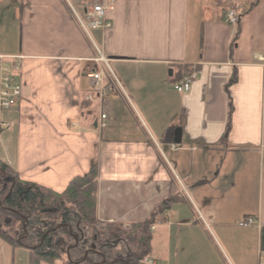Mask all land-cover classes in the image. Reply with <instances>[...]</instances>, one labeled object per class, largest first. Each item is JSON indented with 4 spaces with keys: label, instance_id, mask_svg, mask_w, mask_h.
<instances>
[{
    "label": "crops",
    "instance_id": "0c3cea01",
    "mask_svg": "<svg viewBox=\"0 0 264 264\" xmlns=\"http://www.w3.org/2000/svg\"><path fill=\"white\" fill-rule=\"evenodd\" d=\"M113 1L112 27L89 31L90 40L70 9L81 16L82 0H0V56L20 58L11 76L21 84L1 117L9 128L0 160L55 193L95 164L96 218L125 230L173 197L151 231L154 264H259L264 0H235L236 31L219 0ZM99 56L105 63L92 61ZM188 68L196 77L178 94L173 84ZM92 71L114 83L106 98L90 91ZM246 218L254 225L239 227ZM19 250L0 239V264H15Z\"/></svg>",
    "mask_w": 264,
    "mask_h": 264
},
{
    "label": "trees",
    "instance_id": "16d2710c",
    "mask_svg": "<svg viewBox=\"0 0 264 264\" xmlns=\"http://www.w3.org/2000/svg\"><path fill=\"white\" fill-rule=\"evenodd\" d=\"M235 80L233 73L228 87ZM231 110L230 105L228 116ZM97 173L92 164L85 175L55 193L20 180L0 160V239L25 248L28 264H142L151 250L150 227L175 199L162 201L147 220L129 230L103 225L96 218ZM260 240L263 246L264 228Z\"/></svg>",
    "mask_w": 264,
    "mask_h": 264
},
{
    "label": "built area",
    "instance_id": "2783aa9c",
    "mask_svg": "<svg viewBox=\"0 0 264 264\" xmlns=\"http://www.w3.org/2000/svg\"><path fill=\"white\" fill-rule=\"evenodd\" d=\"M222 4H227L224 16L227 22L235 26L238 22V6L236 4H228L227 0H221ZM84 13L79 16L73 10L72 13L77 21L78 26L84 33L89 30L107 31L111 28V23L107 18V12L112 10L113 0H82ZM2 58H0V114L4 111L12 109L20 97V86L13 84L10 79L9 68L3 66ZM97 61L105 62L102 57ZM18 68V63H15L13 69ZM87 77L91 80V89L96 92L99 97L107 96L111 87H106L104 78L101 73H90ZM195 78V73L188 71L179 81L174 85V90L177 93L183 94L190 90L192 80ZM88 100L90 98L88 97ZM105 119V116H101ZM102 127L104 124H101ZM7 128V124L0 120V135L2 131ZM251 220L244 222L241 226L248 227L251 225ZM264 264V262H263Z\"/></svg>",
    "mask_w": 264,
    "mask_h": 264
},
{
    "label": "rangeland",
    "instance_id": "374dc122",
    "mask_svg": "<svg viewBox=\"0 0 264 264\" xmlns=\"http://www.w3.org/2000/svg\"><path fill=\"white\" fill-rule=\"evenodd\" d=\"M10 34H11V42L12 45L16 46L18 45L19 42V27H18V23L14 22V25L12 26L11 30H10ZM0 152L2 153V147L0 145ZM4 153V152H3ZM1 155V154H0ZM123 247V246H122ZM28 252L25 250H19L17 252V256L15 257V264H28ZM58 264V263H55Z\"/></svg>",
    "mask_w": 264,
    "mask_h": 264
},
{
    "label": "water",
    "instance_id": "95a60500",
    "mask_svg": "<svg viewBox=\"0 0 264 264\" xmlns=\"http://www.w3.org/2000/svg\"><path fill=\"white\" fill-rule=\"evenodd\" d=\"M180 143H181V130L177 129L174 132L173 144L179 145ZM67 257H68V255H67Z\"/></svg>",
    "mask_w": 264,
    "mask_h": 264
}]
</instances>
